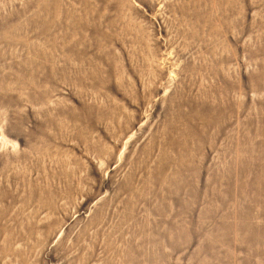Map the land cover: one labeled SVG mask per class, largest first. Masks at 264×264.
<instances>
[{"label": "rangeland", "instance_id": "rangeland-1", "mask_svg": "<svg viewBox=\"0 0 264 264\" xmlns=\"http://www.w3.org/2000/svg\"><path fill=\"white\" fill-rule=\"evenodd\" d=\"M0 264H264V0H0Z\"/></svg>", "mask_w": 264, "mask_h": 264}]
</instances>
